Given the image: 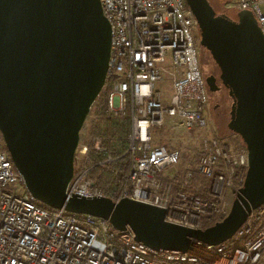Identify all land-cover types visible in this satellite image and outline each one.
Instances as JSON below:
<instances>
[{
    "label": "built area",
    "instance_id": "2783aa9c",
    "mask_svg": "<svg viewBox=\"0 0 264 264\" xmlns=\"http://www.w3.org/2000/svg\"><path fill=\"white\" fill-rule=\"evenodd\" d=\"M99 2L111 47L103 111L91 117L95 129L105 128L78 144L65 194L128 198L191 229L221 222L243 187L248 159L244 146L231 147L207 130L194 16L185 0ZM228 8L251 12L264 36V0H230ZM167 118L176 124L169 131L178 125L193 144L185 157L179 147L157 143ZM194 177L208 186L193 184ZM0 264H264V205L217 246L153 251L130 229L118 232L100 218L42 205L0 149Z\"/></svg>",
    "mask_w": 264,
    "mask_h": 264
},
{
    "label": "water",
    "instance_id": "95a60500",
    "mask_svg": "<svg viewBox=\"0 0 264 264\" xmlns=\"http://www.w3.org/2000/svg\"><path fill=\"white\" fill-rule=\"evenodd\" d=\"M199 45L232 103L227 128L247 152L243 187L228 215L204 229L165 221L166 211L128 198L67 196L79 135L105 83L110 25L99 0H0V135L27 192L42 205L90 215L153 251L217 246L264 205V36L249 11L235 20L209 0H185ZM211 93L214 76L205 78Z\"/></svg>",
    "mask_w": 264,
    "mask_h": 264
},
{
    "label": "rangeland",
    "instance_id": "374dc122",
    "mask_svg": "<svg viewBox=\"0 0 264 264\" xmlns=\"http://www.w3.org/2000/svg\"><path fill=\"white\" fill-rule=\"evenodd\" d=\"M210 5L214 9L217 15L225 14L232 19L235 20V16L237 12L233 9H229L228 5L230 0H209ZM194 37L196 40V44L198 45V59L200 68L203 76H218L219 69L216 64L213 62L209 53L200 47L199 45V33L195 32ZM207 96L209 105L206 106L204 117L207 122V130L214 134L219 139H222L225 143L230 145L231 147H241L244 146L240 137L232 132H230L227 128V124L229 122V112L231 106V99L228 96V92L223 88L216 92L211 93L207 88ZM102 102V103H101ZM216 104H220L219 109H215L214 106ZM103 107V97L102 95L96 99L93 106L91 107L89 114L87 115L83 127L80 131L79 135V143L80 145L87 144L91 136L96 135L97 133H101L104 131L105 125H101V128L95 129L93 126L92 115H99L102 113ZM176 123H179L176 121ZM176 124L171 122V119L167 118L166 124L162 129V133L164 138L158 139L157 143H169L170 145H174L179 147L183 153L184 157L187 155V150L193 147V144L190 142V138L183 128L178 125L175 127L174 131H169V128ZM99 131V132H98ZM157 132L155 137L159 136ZM171 138V139H170ZM164 141V142H163ZM4 146L1 135H0V147ZM76 166H80V162L76 161ZM231 196L228 198V201L231 202Z\"/></svg>",
    "mask_w": 264,
    "mask_h": 264
},
{
    "label": "trees",
    "instance_id": "16d2710c",
    "mask_svg": "<svg viewBox=\"0 0 264 264\" xmlns=\"http://www.w3.org/2000/svg\"><path fill=\"white\" fill-rule=\"evenodd\" d=\"M100 96H101V95H100ZM101 103H102V102H101ZM0 149L3 150V151H6L5 148H4V146H1ZM98 183L100 184V183H102V182H98ZM192 183H193V184H200V185H202V186H204V187L208 186V182L205 181L204 178H201V177H194V179L192 180ZM113 191L116 192L115 187L113 188Z\"/></svg>",
    "mask_w": 264,
    "mask_h": 264
},
{
    "label": "flooded vegetation",
    "instance_id": "af4514ba",
    "mask_svg": "<svg viewBox=\"0 0 264 264\" xmlns=\"http://www.w3.org/2000/svg\"><path fill=\"white\" fill-rule=\"evenodd\" d=\"M231 18V17H230ZM232 19V18H231ZM234 20V19H233ZM215 77V76H214ZM205 78H206V76H205ZM216 78V84H217V86L220 88L219 89V91L223 88L224 90H226L227 91V89H225L222 85H221V83H220V80H219V75L218 76H216L215 77ZM218 92V91H217ZM228 92V91H227ZM209 103V102H208ZM231 103H232V101H231ZM209 105V104H208ZM208 105H207V107H208ZM214 108L215 109H219L220 108V104H216V106H214Z\"/></svg>",
    "mask_w": 264,
    "mask_h": 264
}]
</instances>
